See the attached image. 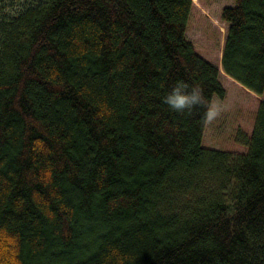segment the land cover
I'll use <instances>...</instances> for the list:
<instances>
[{
    "label": "trees",
    "instance_id": "trees-1",
    "mask_svg": "<svg viewBox=\"0 0 264 264\" xmlns=\"http://www.w3.org/2000/svg\"><path fill=\"white\" fill-rule=\"evenodd\" d=\"M203 1L223 72L194 0H0V264H264V0ZM177 79L261 97L237 149Z\"/></svg>",
    "mask_w": 264,
    "mask_h": 264
},
{
    "label": "rangeland",
    "instance_id": "rangeland-1",
    "mask_svg": "<svg viewBox=\"0 0 264 264\" xmlns=\"http://www.w3.org/2000/svg\"><path fill=\"white\" fill-rule=\"evenodd\" d=\"M224 34L225 24L219 18L216 6L203 0H194L188 36L198 50L218 59L217 64L222 72L221 54ZM229 95L226 100L216 102L215 105L220 108V112L212 128L217 131L221 145L234 146L237 149L238 146L234 143L236 130L240 127L249 131L261 97L246 88L238 89L235 86L229 88Z\"/></svg>",
    "mask_w": 264,
    "mask_h": 264
},
{
    "label": "clouds",
    "instance_id": "clouds-1",
    "mask_svg": "<svg viewBox=\"0 0 264 264\" xmlns=\"http://www.w3.org/2000/svg\"><path fill=\"white\" fill-rule=\"evenodd\" d=\"M167 108L179 115H191L201 106L205 107L202 113L203 119L212 122L217 118L220 108L206 101L202 87L196 83H189L183 79H177L166 95L162 97Z\"/></svg>",
    "mask_w": 264,
    "mask_h": 264
}]
</instances>
